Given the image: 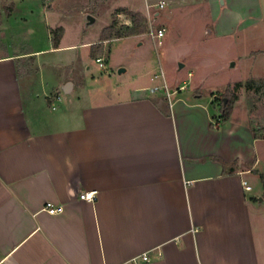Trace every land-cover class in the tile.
I'll return each instance as SVG.
<instances>
[{
  "label": "crops",
  "instance_id": "0c3cea01",
  "mask_svg": "<svg viewBox=\"0 0 264 264\" xmlns=\"http://www.w3.org/2000/svg\"><path fill=\"white\" fill-rule=\"evenodd\" d=\"M3 37L0 264H134L143 253L148 264H264L263 190L249 184L264 172V140L250 126L234 114L219 124L212 99L185 85L162 99L146 87L100 93L86 61L54 76L42 57L78 47L64 29L57 49Z\"/></svg>",
  "mask_w": 264,
  "mask_h": 264
},
{
  "label": "rangeland",
  "instance_id": "374dc122",
  "mask_svg": "<svg viewBox=\"0 0 264 264\" xmlns=\"http://www.w3.org/2000/svg\"><path fill=\"white\" fill-rule=\"evenodd\" d=\"M10 6L12 12L6 16ZM120 9L144 15L143 0H0V41L5 33L13 41L18 39L24 51L44 49L52 47L47 27H63V44L78 47L52 55L54 63L51 55L42 57L46 66L56 67L54 76L82 72L86 61L94 77L89 85L97 86L100 93L146 87L147 95L159 94L162 99L170 91L181 93L179 88L185 85L191 99L214 101L229 91L237 98L231 113L235 119L264 127V0H170L153 22L155 29H163L162 38L152 41L145 31L139 36L111 37L101 49L95 48L103 29L114 24L122 31L130 25ZM87 16L93 17V24H87ZM91 40L89 51L79 46ZM92 46L102 68L90 58ZM119 69L125 72L118 74ZM247 81H255L251 89L244 87ZM212 105V113L220 115L218 103ZM257 181L250 180L253 192L263 190Z\"/></svg>",
  "mask_w": 264,
  "mask_h": 264
},
{
  "label": "trees",
  "instance_id": "16d2710c",
  "mask_svg": "<svg viewBox=\"0 0 264 264\" xmlns=\"http://www.w3.org/2000/svg\"><path fill=\"white\" fill-rule=\"evenodd\" d=\"M5 12H6L5 13L6 16L10 15V13L12 12V6L5 9ZM119 12L123 13L125 16L128 17L130 21V25L122 27V31L117 30L114 24L107 27L106 29H103L100 35V40H99L98 45H94L95 48L101 49L102 42L108 40L111 37L121 38V37L139 36V35L144 34V32L146 31V20L141 14L133 13L126 9H120ZM1 19H2V15L0 12V25H1ZM50 33L52 35L53 48L57 49L59 42L63 35V29L59 27L54 30H51ZM94 46H92L93 48L90 52L91 60H97L98 51L94 50ZM254 84H255V81H247L244 84V87L251 89ZM255 86L258 88L259 83H257ZM236 87L238 88L241 87V84L237 83ZM224 97L227 99V103L224 102V99H223ZM224 97L215 99L212 102V103L216 102L220 106V115L218 117L219 124L225 123L229 120L231 113H232V104L234 101L237 100L236 96L234 94L229 93V91H227L224 94ZM250 128H251V132H252L254 139L264 140V127H259V128L250 127ZM253 173L258 176L262 184V187H263L262 198L264 199V172L253 171Z\"/></svg>",
  "mask_w": 264,
  "mask_h": 264
},
{
  "label": "built area",
  "instance_id": "2783aa9c",
  "mask_svg": "<svg viewBox=\"0 0 264 264\" xmlns=\"http://www.w3.org/2000/svg\"><path fill=\"white\" fill-rule=\"evenodd\" d=\"M48 1V0H46ZM170 0H143V9L144 15L143 17L146 20V36H148L152 41L155 39L162 38L164 35L163 29H155L153 27V22H155L159 16V13L166 9L169 5ZM96 62L100 68L103 67L102 59H97ZM246 183H244L245 185ZM245 189L249 190L250 188L245 185ZM95 193L94 192H84L78 195V198L82 201L92 202L94 200ZM45 210L50 215H54L62 211L60 207H53L50 203L45 205ZM132 263L134 264H148L149 263V255L148 253H143L139 257L132 259Z\"/></svg>",
  "mask_w": 264,
  "mask_h": 264
},
{
  "label": "water",
  "instance_id": "95a60500",
  "mask_svg": "<svg viewBox=\"0 0 264 264\" xmlns=\"http://www.w3.org/2000/svg\"><path fill=\"white\" fill-rule=\"evenodd\" d=\"M86 20H87V24H88V25H91V24L94 23V19H93V17H91V16H87V17H86ZM232 66H234V64H232ZM182 67H183V66L180 65V68H182ZM124 72H125L124 69H119V70H118V74H121V73H124ZM71 88H72L71 83H67V84L63 87L62 91H63L64 94H67V93H69V91L71 90ZM224 102H225V101H224Z\"/></svg>",
  "mask_w": 264,
  "mask_h": 264
}]
</instances>
